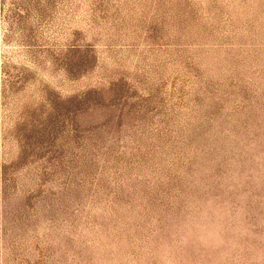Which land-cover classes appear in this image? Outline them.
<instances>
[{
    "label": "rangeland",
    "instance_id": "374dc122",
    "mask_svg": "<svg viewBox=\"0 0 264 264\" xmlns=\"http://www.w3.org/2000/svg\"><path fill=\"white\" fill-rule=\"evenodd\" d=\"M0 264H264V0H0Z\"/></svg>",
    "mask_w": 264,
    "mask_h": 264
}]
</instances>
